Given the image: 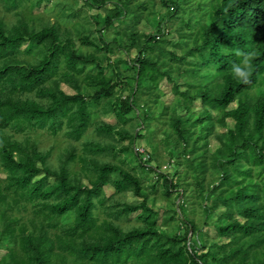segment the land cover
<instances>
[{
	"label": "trees",
	"instance_id": "16d2710c",
	"mask_svg": "<svg viewBox=\"0 0 264 264\" xmlns=\"http://www.w3.org/2000/svg\"><path fill=\"white\" fill-rule=\"evenodd\" d=\"M160 4L83 0L100 11L72 10L64 30L62 16L37 30L0 17V264H264V0ZM31 45L46 53L25 64L18 53ZM236 48L255 52L248 84L230 74ZM109 112L114 124L100 119ZM227 119L232 127L216 132ZM40 131L68 141L60 168L32 137ZM143 138L150 150L140 152ZM135 167L156 179L145 184ZM127 192L141 201L127 203Z\"/></svg>",
	"mask_w": 264,
	"mask_h": 264
},
{
	"label": "rangeland",
	"instance_id": "374dc122",
	"mask_svg": "<svg viewBox=\"0 0 264 264\" xmlns=\"http://www.w3.org/2000/svg\"><path fill=\"white\" fill-rule=\"evenodd\" d=\"M36 1L37 0H0V17L5 21V23L8 26H12L16 20L19 17H25V19L29 22V25L31 27H34L37 29H41L43 27L48 26L52 21H55V17L59 18L61 17V21L60 18L57 21V23L59 24V26L61 27V29H66L69 27V19L66 17L72 10H80L81 12L78 14L80 15V17L84 16L86 13L87 15H91L94 14L98 11H100L98 8H88L83 6V0H49V1H43L41 2L38 6L36 5ZM157 1V9L158 10H164L161 7L160 4V0H156ZM34 6V7H33ZM14 8V9H9L8 8ZM57 14V15H56ZM59 15V16H58ZM78 17V18H80ZM68 26V27H67ZM138 28L140 31H143L145 33H152V29L144 22H140V24L138 25ZM74 33V31L72 32ZM177 37L176 34L173 33L172 34V40L176 41ZM73 40L76 44V47L79 46V43L77 41V39L73 36ZM27 44V42H24V44L22 45V47H24ZM46 50L44 46H35V45H31L28 49L27 52H20L18 53L19 58L23 59L25 61V64H36L39 62L40 59H42L45 56ZM118 55H122V53H117ZM131 55H135V51H131ZM183 81H184V77H179L174 79V82L176 84H178V86L180 87L181 90L184 89L183 87ZM171 86L172 83L167 81L166 79H163L160 83H159V87L162 91V96H161V101L165 104V105H169L173 99V94L171 91ZM62 88L64 91L69 92V93H73V90L70 89V87H68L65 84H62ZM193 106L195 111H198L200 108V100L199 98L196 99L193 102ZM234 104L230 105V107H233ZM179 114H183L184 111L182 110H178ZM100 119L103 120L106 123L109 124H114L116 122V119L113 115L112 112L106 113V114H101L100 115ZM233 125V120L232 119H227L226 120V125L220 126L219 124L216 125V132H223L226 131V129L228 127H232ZM128 126V125H127ZM145 131V130H144ZM144 131H142L141 133H144ZM91 133V132H90ZM32 137L37 140V144L38 146L41 148V150L43 151H47L49 154V162L51 163V167L53 169H58L60 168L61 165V160L66 157V148H68V141H66L62 135H52L50 133H48L47 131H40L37 133H31ZM163 138V134L162 133H158L156 135V139L160 140ZM81 142L82 140L76 141L74 142V144L77 147V153H81ZM127 143V141L122 142L121 144L125 145ZM135 147L138 145V147L143 148V147H147V149L150 150V147L148 148V146H146V142L145 139H137L135 141ZM121 144L117 145L118 149L120 147ZM218 146V143L215 139V137L213 135H211L209 137L208 140V149L210 152L214 151V149ZM123 154H120V156L122 157ZM159 155H160V161H162V170L163 172H170L172 170V165H170L172 162L171 159H169V156L167 155V153L160 148L159 151ZM110 160L113 161H117L118 158H116V160H114L112 157L109 158ZM39 165V163H38ZM77 166L80 165V163L76 164ZM69 166V165H68ZM123 166H127L128 168L131 169V167L133 166L132 164L126 163L124 162ZM74 171H77V168H73ZM72 169V170H73ZM140 169L142 168H134L133 171L142 176L145 184H149L152 183L155 179L156 176L153 174H147V173H141ZM177 171H181L183 169V165H179L176 167ZM42 175V173H40L38 176L36 177H40ZM5 174L0 170V179L4 178ZM50 181L53 180L52 177L49 178ZM83 182L86 183L87 181L85 179H83ZM104 192L106 196H109L113 193V188L110 185H105L104 186ZM123 199L127 202V203H138L141 201L140 198L136 197L135 195H133L131 192H127L124 196ZM154 209L158 210L159 213L162 212L163 208H164V200L159 196L155 202V205L153 206ZM136 215V213H132L129 215V217L127 218L128 220L131 219V222L134 221V216ZM215 217H211L209 219V222H211ZM202 230L207 233L209 236L214 237L215 236V231L213 226L209 223V225L207 226H202ZM223 241V240H222ZM4 254V250L1 249L0 250V257Z\"/></svg>",
	"mask_w": 264,
	"mask_h": 264
},
{
	"label": "clouds",
	"instance_id": "9594fccd",
	"mask_svg": "<svg viewBox=\"0 0 264 264\" xmlns=\"http://www.w3.org/2000/svg\"><path fill=\"white\" fill-rule=\"evenodd\" d=\"M234 55L239 57V62L231 65L230 74L236 81L242 84L250 83L253 74L254 51H245L239 48L232 50Z\"/></svg>",
	"mask_w": 264,
	"mask_h": 264
},
{
	"label": "built area",
	"instance_id": "2783aa9c",
	"mask_svg": "<svg viewBox=\"0 0 264 264\" xmlns=\"http://www.w3.org/2000/svg\"><path fill=\"white\" fill-rule=\"evenodd\" d=\"M140 152H143L144 150H143V148H140V147H138L137 148Z\"/></svg>",
	"mask_w": 264,
	"mask_h": 264
}]
</instances>
